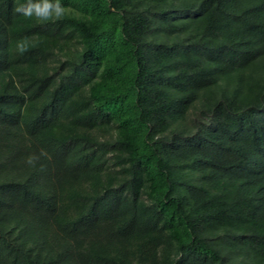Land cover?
Here are the masks:
<instances>
[{
	"label": "trees",
	"instance_id": "16d2710c",
	"mask_svg": "<svg viewBox=\"0 0 264 264\" xmlns=\"http://www.w3.org/2000/svg\"><path fill=\"white\" fill-rule=\"evenodd\" d=\"M28 3L0 0V264H264V0Z\"/></svg>",
	"mask_w": 264,
	"mask_h": 264
},
{
	"label": "clouds",
	"instance_id": "9594fccd",
	"mask_svg": "<svg viewBox=\"0 0 264 264\" xmlns=\"http://www.w3.org/2000/svg\"><path fill=\"white\" fill-rule=\"evenodd\" d=\"M15 11L28 18L35 17L40 21H56L63 18L67 9L59 3V0H38V2L29 0L28 4L18 6ZM17 50L21 54L26 52L28 50L27 41H19Z\"/></svg>",
	"mask_w": 264,
	"mask_h": 264
}]
</instances>
